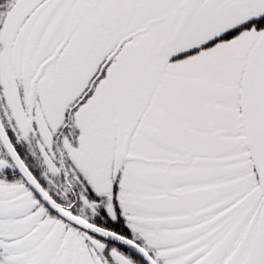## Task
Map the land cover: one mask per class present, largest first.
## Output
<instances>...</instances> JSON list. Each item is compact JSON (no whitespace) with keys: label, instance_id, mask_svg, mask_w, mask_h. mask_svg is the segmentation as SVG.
<instances>
[{"label":"snow or ice","instance_id":"obj_1","mask_svg":"<svg viewBox=\"0 0 264 264\" xmlns=\"http://www.w3.org/2000/svg\"><path fill=\"white\" fill-rule=\"evenodd\" d=\"M0 264H264V0H0Z\"/></svg>","mask_w":264,"mask_h":264}]
</instances>
